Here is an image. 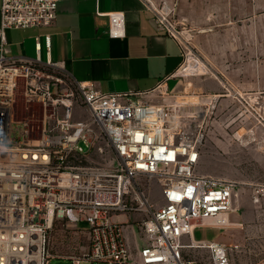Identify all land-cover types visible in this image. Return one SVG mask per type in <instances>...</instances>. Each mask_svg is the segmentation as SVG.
Instances as JSON below:
<instances>
[{"label":"built area","instance_id":"obj_1","mask_svg":"<svg viewBox=\"0 0 264 264\" xmlns=\"http://www.w3.org/2000/svg\"><path fill=\"white\" fill-rule=\"evenodd\" d=\"M57 3L2 0L0 264H50L49 237L57 222L88 226L80 230L88 235L86 251L65 258L72 264H197L184 256L192 246L208 249L210 264H233L225 245L192 241L196 228L231 226L238 188L234 180L198 171L209 108L184 115L177 103L152 105L135 99L141 93H103L92 82L64 76L58 64L5 56L6 32L54 25ZM109 17L110 36L122 37L124 13ZM158 22L181 43L159 16ZM182 66L154 91L165 95L163 85L181 76ZM216 99L209 97L208 104ZM75 100L90 121L73 119ZM243 102L264 129V106ZM102 141L113 153V167L88 162L93 150L104 152L97 147ZM130 215L141 217L147 241L138 260L127 243V222L117 220Z\"/></svg>","mask_w":264,"mask_h":264},{"label":"crops","instance_id":"obj_2","mask_svg":"<svg viewBox=\"0 0 264 264\" xmlns=\"http://www.w3.org/2000/svg\"><path fill=\"white\" fill-rule=\"evenodd\" d=\"M170 1H178L181 15L230 18L214 30L211 41L214 56L209 61L212 74L171 77L162 87L165 95L154 89L179 70L183 49L159 25L150 0H58L54 25L8 30L4 54L20 63L58 64L60 72L74 81L92 82L103 93H141L135 99L152 105L174 104L180 95L204 103L211 95L219 96L222 98L219 112L226 118L229 116L235 138L244 130L243 138L253 140L254 115L241 113L243 100L264 106V0ZM1 6L2 0L0 28ZM113 12L125 15L123 36L119 38L109 34V13ZM241 117L244 119L239 120ZM226 118L221 117L216 130L223 129L221 123ZM238 197L236 191L235 210L229 216L231 226L241 225L236 215L242 204ZM130 217L127 216L126 222ZM133 227L132 224L125 227V235L133 258L138 260L147 241L136 238ZM198 229L194 230L192 241L204 242L195 237ZM210 229L219 230L220 234L206 243L225 237L224 229Z\"/></svg>","mask_w":264,"mask_h":264},{"label":"rangeland","instance_id":"obj_3","mask_svg":"<svg viewBox=\"0 0 264 264\" xmlns=\"http://www.w3.org/2000/svg\"><path fill=\"white\" fill-rule=\"evenodd\" d=\"M150 2L158 16L177 32L183 45L181 75L185 78L211 75L213 69L209 61L212 62L210 57L214 56L211 46L214 30L219 23L230 17L181 15L178 1L150 0ZM49 71L61 75L59 72ZM181 96L183 95H180L176 103L181 106V113L184 115L196 113L203 107L209 108L198 171L202 174L231 179L238 183L236 191L242 204L236 215L241 225L222 230L225 232V237L217 242L228 248L233 264H264V129L254 120L253 140L243 138L246 135L244 130H240L235 138V129L230 124L229 116L226 118L224 113L219 112L221 97L217 96L216 102L209 105L208 101L204 103L198 99L188 100ZM73 105L74 120L90 121L89 113L85 111L80 102L75 100ZM247 113L249 114L243 107L241 114L246 115ZM221 117L226 119H223L221 123L223 129L218 131L215 125L220 122ZM243 117L239 120H243ZM233 119L234 117L231 118L232 121ZM97 147L103 148L104 152L100 154L93 150L88 162L93 165L113 167L114 156L110 148L104 141L98 143ZM153 192L155 198L160 199V188L157 182L153 184ZM255 198H258V201H255ZM130 216L124 226L127 228L130 224L134 225L135 237L145 238L139 228L141 217ZM117 220L126 222L127 217H119ZM87 229L88 226L84 223L79 224L76 229L64 222H57L49 237V251L54 256L50 264H72L65 258L84 253L89 244L88 235L83 232ZM219 234V230L199 228L195 237L206 243L218 237ZM190 243L184 242V244ZM184 256L195 260L197 264H210V255L206 248L196 246L185 248ZM81 264L91 263L82 262Z\"/></svg>","mask_w":264,"mask_h":264}]
</instances>
